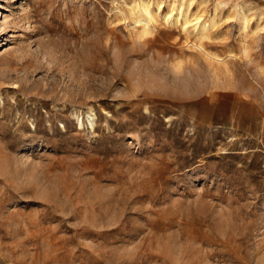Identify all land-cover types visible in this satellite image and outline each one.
<instances>
[{
    "label": "rangeland",
    "instance_id": "rangeland-1",
    "mask_svg": "<svg viewBox=\"0 0 264 264\" xmlns=\"http://www.w3.org/2000/svg\"><path fill=\"white\" fill-rule=\"evenodd\" d=\"M0 264H264V0H0Z\"/></svg>",
    "mask_w": 264,
    "mask_h": 264
},
{
    "label": "bare ground",
    "instance_id": "bare-ground-1",
    "mask_svg": "<svg viewBox=\"0 0 264 264\" xmlns=\"http://www.w3.org/2000/svg\"><path fill=\"white\" fill-rule=\"evenodd\" d=\"M184 9H181V11H182L181 13H186V12L189 11V9L187 8V9H185L186 12H183ZM139 14H140L139 21L144 23V25H143V27H144L143 28V33H148L149 32V28H150V22H151L152 17H153L152 16V13H151V11L149 9V7H143V9L141 8ZM186 15H188V14H186ZM186 15L184 17V23L185 24H189L190 23L191 27L193 28V30H195L198 33V35L200 36V38L203 37V36H205L206 35V31L208 29H210V27H211V21H210V19L199 16V17H197L194 20H188V18H187ZM151 26H152V24H151ZM88 117L91 120V123L93 124L94 121H95V119H96L95 118V115H93L92 113H90L88 115ZM80 123L82 124V121Z\"/></svg>",
    "mask_w": 264,
    "mask_h": 264
}]
</instances>
